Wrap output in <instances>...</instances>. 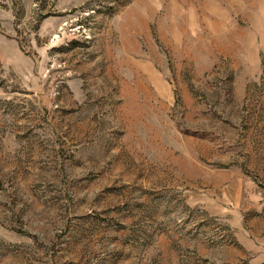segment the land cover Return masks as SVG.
Listing matches in <instances>:
<instances>
[{
	"label": "rangeland",
	"instance_id": "374dc122",
	"mask_svg": "<svg viewBox=\"0 0 264 264\" xmlns=\"http://www.w3.org/2000/svg\"><path fill=\"white\" fill-rule=\"evenodd\" d=\"M0 264H264V0H0Z\"/></svg>",
	"mask_w": 264,
	"mask_h": 264
}]
</instances>
